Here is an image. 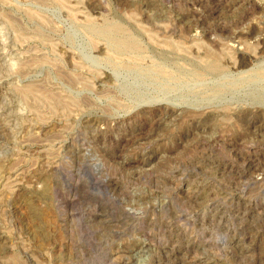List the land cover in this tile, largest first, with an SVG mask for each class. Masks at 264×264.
Wrapping results in <instances>:
<instances>
[{"label":"rangeland","instance_id":"rangeland-1","mask_svg":"<svg viewBox=\"0 0 264 264\" xmlns=\"http://www.w3.org/2000/svg\"><path fill=\"white\" fill-rule=\"evenodd\" d=\"M145 12L209 29L168 42L227 70L193 79L146 48L174 76L154 81L92 36L141 35ZM261 36L264 0H0V264H264Z\"/></svg>","mask_w":264,"mask_h":264},{"label":"bare ground","instance_id":"bare-ground-1","mask_svg":"<svg viewBox=\"0 0 264 264\" xmlns=\"http://www.w3.org/2000/svg\"><path fill=\"white\" fill-rule=\"evenodd\" d=\"M160 14L152 13V12L151 13L145 12L140 17L133 19V20H137L139 22L140 25L137 28V30H139V33L141 35H135L133 33H129L120 24H117V23L107 24V23H105L104 24L105 26L104 25H102L101 27L98 26L99 29H97L96 25H93L96 28L92 27L93 28L92 29V36L94 38H104L103 40H106V41L109 40L108 44H109V42L111 43L110 46H113L112 49H115L114 52H117L116 54H121V55L127 54V55H129L130 62L128 64H130L132 66L131 68H135V69L137 68L138 69V66L136 67V65H139V64L144 65L145 69H143V70H145L149 76L151 74H153L154 75V78H153L154 81H157L158 79L164 80L167 78H174V76H173L172 71L165 70L160 63L153 61V62L158 64V65H154V63L152 61L149 62L148 59H146V57L143 56V53L145 52L146 48L152 49L155 53L160 54L161 57L163 58V60L165 62H168V64H170L171 69L176 70V71H181V72L187 74L188 77L193 78V79H202L207 75H212V76L214 75L216 77V75L220 74L222 71H224L228 67L223 63L222 60H220L214 54L209 55V59H203L201 62L186 63L187 59L181 58L180 57L181 54L174 52V47H177V44H179V43L176 42L175 40L168 42V40L172 37H175V33L176 34L180 33L183 36L191 39V41H192V39L194 40V39L199 38V37L204 36V35L209 36L210 30L206 29V27H205V29H203L201 31L202 35L201 34L198 35L196 33H193V32H197V29H200V28H196L197 26H195V27L190 26L189 23L188 24L185 23L184 21H182L183 19L178 18V17L173 18V17H169L167 15L164 16V14H162V15H160ZM143 24H146V25H143ZM252 34H254V33H252ZM139 36H142V37L145 36L148 38L149 42H145L148 47H144V44L141 43V41L138 39ZM245 37L247 38V35L242 34V33L234 36V38L237 40H238V38L244 39ZM256 44L261 46L260 49L263 50L264 49V37H262V36L258 37ZM195 45H196V48H194V49H193V46H189L187 48V51H185L186 49L181 50L179 48H178V50H179V52H184V53H188V54H191V52L193 50L194 53H196L199 57L200 56L205 57L207 52L203 51V52H201V54H199L198 50L201 47L199 44L195 43ZM230 47H231V45H230ZM131 55H132V57H131ZM174 58L179 59V60H183L184 61L183 64L189 65V67L188 66L185 67L184 65H178L177 63H175L176 59H174ZM231 62L232 63H229L230 64L229 67H231L233 69H236L238 67H243L245 65L244 59L242 56H238L237 61H231ZM121 64H122V62H121ZM139 69H142V67ZM139 71H141V70H139ZM142 72H144V71H142ZM152 105L156 106V108H158V109L169 110V111H173L175 109H178L181 112L185 111V110H187V112H188V110L189 111L194 110V109H189L183 105H177V104H173V103H169V102H165V101H161V100L158 102H152ZM216 117L217 116H215V118L210 117V116H206V113H205V115L202 113L197 114L195 117H193L191 119V126L193 127L194 132H198V134L204 133L206 130V127L210 125L209 124L210 122H208V120H215ZM252 117H253V114H251V112L249 114H244L243 117L241 118V121L247 127L249 125H253L254 127H257L255 124H253V121H251V120H253Z\"/></svg>","mask_w":264,"mask_h":264}]
</instances>
